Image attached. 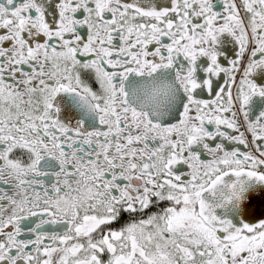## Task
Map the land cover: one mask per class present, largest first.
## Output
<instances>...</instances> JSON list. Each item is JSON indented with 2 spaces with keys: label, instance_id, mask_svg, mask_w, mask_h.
<instances>
[{
  "label": "snow or ice",
  "instance_id": "snow-or-ice-1",
  "mask_svg": "<svg viewBox=\"0 0 264 264\" xmlns=\"http://www.w3.org/2000/svg\"><path fill=\"white\" fill-rule=\"evenodd\" d=\"M0 264H264V0H0Z\"/></svg>",
  "mask_w": 264,
  "mask_h": 264
}]
</instances>
